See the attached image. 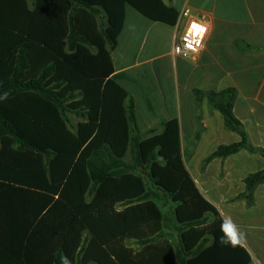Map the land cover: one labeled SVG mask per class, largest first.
Wrapping results in <instances>:
<instances>
[{"label":"trees","instance_id":"obj_1","mask_svg":"<svg viewBox=\"0 0 264 264\" xmlns=\"http://www.w3.org/2000/svg\"><path fill=\"white\" fill-rule=\"evenodd\" d=\"M127 5L153 22L179 19L163 0H0V215L10 228L20 215L22 251L0 245L4 264H150L158 253L164 264L251 261L240 243L220 242L223 219L184 165L179 122L134 135L135 105L111 57ZM208 98L241 137L213 157L264 155L234 114L236 91ZM68 114L80 119L74 130ZM261 182L264 171L249 176L248 191ZM161 194L175 205L180 248L163 233Z\"/></svg>","mask_w":264,"mask_h":264},{"label":"crops","instance_id":"obj_2","mask_svg":"<svg viewBox=\"0 0 264 264\" xmlns=\"http://www.w3.org/2000/svg\"><path fill=\"white\" fill-rule=\"evenodd\" d=\"M163 1L178 11L177 24L153 22L127 5L124 27L111 53L113 79L135 105L134 135L144 139L160 134L162 123L177 120L183 162L200 193L223 220L231 217L246 234L240 244L251 258L248 264H264V182L250 192L246 184L249 176L264 171V155L244 149L225 158L213 157L219 147L238 143L241 137L226 128L223 115L208 98L210 92L233 88L236 118L249 143L264 149V0ZM185 10L208 26L204 49L194 61L173 53L188 21L180 17ZM198 91L204 93L200 98ZM160 200L166 220L163 233L180 248L175 205L162 194ZM12 215L13 228L3 227L7 216L0 215V245L19 254L20 215ZM89 236L85 232L83 239ZM125 245L135 252L143 249L134 239ZM158 256L150 254L147 261L164 264Z\"/></svg>","mask_w":264,"mask_h":264},{"label":"built area","instance_id":"obj_3","mask_svg":"<svg viewBox=\"0 0 264 264\" xmlns=\"http://www.w3.org/2000/svg\"><path fill=\"white\" fill-rule=\"evenodd\" d=\"M180 17L187 18V24L179 41L173 47L175 56L196 60L204 49L208 26L202 19L192 17L190 10H185Z\"/></svg>","mask_w":264,"mask_h":264},{"label":"clouds","instance_id":"obj_4","mask_svg":"<svg viewBox=\"0 0 264 264\" xmlns=\"http://www.w3.org/2000/svg\"><path fill=\"white\" fill-rule=\"evenodd\" d=\"M6 95L7 94H5V96ZM221 232L222 235L219 239L224 245H231L235 247L242 239L246 238V234L239 229L235 222L232 221L231 217H228L226 221L222 220Z\"/></svg>","mask_w":264,"mask_h":264},{"label":"rangeland","instance_id":"obj_5","mask_svg":"<svg viewBox=\"0 0 264 264\" xmlns=\"http://www.w3.org/2000/svg\"><path fill=\"white\" fill-rule=\"evenodd\" d=\"M67 118H68V121H69L70 128L74 130L75 127L77 126L78 122L80 121V119L76 115H73V114H68L67 115ZM128 161H130V157H129V160Z\"/></svg>","mask_w":264,"mask_h":264}]
</instances>
